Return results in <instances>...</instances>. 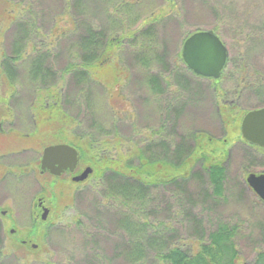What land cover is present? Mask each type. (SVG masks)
<instances>
[{
    "label": "rangeland",
    "instance_id": "1",
    "mask_svg": "<svg viewBox=\"0 0 264 264\" xmlns=\"http://www.w3.org/2000/svg\"><path fill=\"white\" fill-rule=\"evenodd\" d=\"M72 1L55 0L53 6L50 0H30L35 14H38L40 26L43 13L47 15L50 10L55 11L57 17L53 22L52 16L47 15L49 27L55 24V31L73 29L74 14L77 11ZM136 1L139 0H126L128 5L135 4ZM60 2L61 9L57 11ZM64 3L67 5L62 8ZM90 4L94 2L90 1ZM25 7L23 0H0V99L19 95V102L11 100L9 105L12 106L10 111L13 116H19L22 121H27L31 113H35L37 118L46 113L41 117L39 132L31 138L40 140L39 146L37 145L40 152L59 142H78L84 160L94 159L98 183L75 185L65 180L66 176L50 191V179L42 180V184L48 182L49 191L43 189L42 185L40 196L52 214L48 221L49 226L35 229L37 237L32 238L31 243L34 245H29V251L26 252L17 245H12L10 220L2 223L8 238H5V246L1 248L0 264H116L109 261L110 257L114 259L112 248L123 238L127 240V237L116 232L115 237L110 235L113 229L110 228L112 226L109 215L113 217L114 213L126 210L121 209L115 196L107 197L105 186L100 182V172L112 168L121 170L125 162H129L130 157L142 148L150 152L155 149L154 159H159L160 156L167 158L169 164L152 163L150 167L151 173L155 171L163 175L166 169L173 170L171 166L177 165L175 150L183 135L187 139L194 135L195 141L192 136L188 140L190 145L195 146L196 151L184 168L186 172L180 173L184 175L192 170L197 173L200 171L197 162L199 154L201 157L208 153L217 156L225 144L235 145L226 164L223 197L214 201L209 197L207 199L205 194H200L202 190L208 193L210 185H202L197 177L187 186L183 183L170 185L167 194L162 190H155L154 203L150 207L156 211L157 223L164 222L171 229L164 231L166 236L180 238V246L196 249L199 242L189 234L192 233L191 228L194 225L189 223L191 217L188 218L187 213L197 221L202 217V227L207 231L215 230L218 221L237 226L235 244L240 254L239 264L254 262L256 256L264 252V203L248 191L245 180L252 169L263 171L264 167L249 168L247 149L242 142L241 123L247 112L264 106V0H141L126 22L119 15L121 12H115L110 6L107 13L115 22V33L110 38L124 39L144 26L156 28L160 36L158 44L160 47L165 45V52L168 53V67H180L176 74L165 76L169 92L166 93L164 88L161 95L152 92L154 82L150 77L155 72L159 75L163 73L164 77L162 66H156L151 71L132 65L128 60L134 49L126 47L122 50L123 46L112 47L105 53L102 63L89 68L91 83L75 88L71 82L72 75L67 74L53 87L44 89L41 85L30 82L28 78L29 56L26 55L32 53L33 48L30 41L24 50L27 54L20 61L21 75L15 85L17 91L15 87L12 89L7 75L4 74L2 61L13 50L11 44L15 38L12 33L15 32H12L10 23L29 21L25 18ZM104 11L105 7H90L80 20L83 19L95 27L107 28L110 23L106 20ZM19 12L22 13L20 17L17 16ZM173 19L175 20L171 23ZM207 30L216 32L230 51L229 66L222 78L221 89L226 93L240 82L248 88V93L234 107L226 102L235 98L215 94V84L209 85L208 79L194 76L182 62L185 39L195 32ZM54 34L58 35L57 32L36 33L37 48L52 49L54 52ZM127 43L124 40L123 44ZM68 60L62 63H68ZM52 67L55 72L54 63ZM180 73L191 75L186 86L185 83L182 84L184 76H180ZM159 82L160 80L155 84L161 86ZM258 91L261 94L257 95ZM63 96L66 102H63ZM34 103L39 105L40 111L38 105L32 106ZM5 109L6 106H0L1 120L4 117L2 113H9ZM45 116L51 119L44 120ZM21 127L24 129L21 132L25 133H31L34 128L23 124ZM3 128L6 130L8 127L4 125ZM63 138H68V141L65 142ZM13 143L17 147L13 138H5L0 134V153L10 150ZM18 144L24 148L28 145L26 142ZM160 151L163 153L158 155ZM153 153L147 154L150 162L157 161L151 159ZM254 159L255 156L252 160ZM207 165L208 163L205 166ZM176 180L178 183L180 179ZM205 180L208 181L207 178ZM7 185L12 195H19V202L23 205L21 208L25 207L20 214L13 217L17 221L15 228L27 237L29 231L33 233L30 216L26 213L29 198L26 194H20V187L13 188L12 183ZM10 199L0 207L13 209ZM193 201H197L195 208ZM122 263L125 264L121 261L120 264Z\"/></svg>",
    "mask_w": 264,
    "mask_h": 264
},
{
    "label": "trees",
    "instance_id": "2",
    "mask_svg": "<svg viewBox=\"0 0 264 264\" xmlns=\"http://www.w3.org/2000/svg\"><path fill=\"white\" fill-rule=\"evenodd\" d=\"M54 1L50 0L53 6L55 4ZM90 1H93L94 4L92 5L95 6H92ZM140 1H136L135 4L129 3L130 5H128L126 0H119L118 2L117 0H73L74 9L77 11L74 14L73 29L70 31H55V24L49 27L50 22L47 21V15L49 17L52 16L51 22L56 19L57 14H55V11L50 10V13L47 15L44 12L40 26L39 20H37L38 14H35L33 4L30 0H23L27 10L25 18L29 19V21H25V23L20 21L10 23L12 32H15V34L12 33L15 39L11 44V49L13 50L2 61L4 74L7 75L8 81H17L18 76L21 75L20 61L27 54L24 50L29 41L33 45V48L32 53L26 55L29 56L27 59L29 62L28 78L30 82L39 84L44 89L53 87L58 80L65 78L67 74L72 75L71 82L74 83L75 88L91 83L92 78L88 72L89 68L102 63L105 53L114 46H119L120 48L123 46L122 50L126 49V47L134 49L131 51L128 60L132 65L145 69H151L149 66H162L170 76L173 75L172 73L176 74L177 70L179 72L180 67L177 68L174 65L168 67L166 62L168 53L165 52V45L160 47L158 44L160 36L156 28H142L132 36L127 35L124 39L110 38V35L115 33L113 31L115 28L113 24L115 22L109 18L108 10L113 8L115 12L116 10L117 12H121L119 15L123 17V22H126L133 15ZM61 5L62 2L57 7V11L61 9ZM66 5L67 3H64L62 8ZM90 7H105V17L110 23V28L95 27L83 19L80 20V17L88 12ZM19 15L22 16V13L19 12L17 16ZM41 31H46L50 34L53 32L58 33V35L54 34L56 35L55 42H53L54 52L52 49L40 50L37 48L36 33H41ZM124 40L128 41L125 45L123 44ZM107 59L109 60L110 58ZM65 60H68V63L63 64L62 62ZM53 63L56 69L55 72L54 67H52ZM187 70L196 76L188 68ZM224 72H226V69ZM180 76H184L182 84L185 83V86L188 83L187 80L189 82L191 80V75L181 74ZM222 76L224 77L225 74L223 73ZM183 88H185L184 85ZM64 96L62 97L63 102H66ZM186 137L183 135L181 142L175 150V157L178 160L177 165L174 163L175 165L171 166L174 169L170 171L166 169L163 175H159L155 171L151 173L150 167L152 163L169 164L167 158L160 156L159 159H154L156 157L155 153H153L155 149L150 152L142 148L137 150L133 154V157H130L131 160L129 162L126 161L124 166L122 165L121 170L111 167L112 169H106L108 171L100 172V175L103 177L101 183L105 186L107 197L112 198L109 195L115 196L121 209L126 210V212L114 213L113 217L111 214L109 215L112 226L110 228L113 229L110 235L115 237L114 233L116 232L122 237H127V240L123 238L114 245L112 253L114 252L113 258L116 261L108 256L110 257V262H116V264H120L121 261L125 264H239L240 254L235 244V239L238 235L237 226L218 221L215 230L207 231L202 227L204 223L202 217L197 221L192 218L191 214L187 213L186 216L188 218L191 217L189 223L194 225L191 228L192 233L189 234L191 237L197 239L199 246L197 249L191 246L185 248L179 245L180 238L177 236H166L164 231L171 229L164 222L157 223L156 211L150 207L154 203V198L146 187L150 179L156 182L159 178H168L172 181V185L183 183V185L187 186L193 178L197 177L202 185H210L208 193L202 190L200 194H205L207 199L209 197L214 201L223 197L224 183L227 175V170L223 166V162L226 160L225 152L222 153L221 151L217 156L208 153V156L201 157L199 154V158L204 161L201 171L197 173L192 170L188 174H180L182 171L186 172L184 168L187 167L190 159L196 154L195 146L190 145ZM192 140H194V135L192 136ZM80 152H82L81 149ZM149 153H153V158L151 159L157 161L150 162L147 157ZM161 153L163 151H160L158 155ZM202 153L204 154L205 151ZM206 163H208L207 166H205ZM178 175L181 179L176 183ZM206 178L208 181L205 180ZM196 203L197 201L192 202L194 208ZM250 264H264V252H260L254 262Z\"/></svg>",
    "mask_w": 264,
    "mask_h": 264
},
{
    "label": "flooded vegetation",
    "instance_id": "3",
    "mask_svg": "<svg viewBox=\"0 0 264 264\" xmlns=\"http://www.w3.org/2000/svg\"><path fill=\"white\" fill-rule=\"evenodd\" d=\"M175 19L172 20L171 23L174 22ZM143 28H146V26H144ZM208 31V30H207ZM201 32V31H198ZM209 32L214 33L215 35H217L220 39L221 37L214 31L210 30ZM197 33V32H195ZM193 33V34H195ZM193 34L189 35L185 40H187L189 37H191ZM118 37V36H117ZM222 40V39H221ZM185 43V42H184ZM183 43V46H184ZM225 44V43H224ZM226 46V45H225ZM227 47V46H226ZM228 49V48H227ZM183 51V49H182ZM182 56V55H181ZM229 58H230V51L228 49V60H227V64L229 66ZM182 62L184 64V61L182 59ZM181 62V63H182ZM185 65V64H184ZM19 66V65H17ZM226 69V72L228 70V66ZM151 69V71L155 68V66H149ZM225 69L222 72L226 74ZM164 71V77H162L163 73H161V75H159L158 73L155 72L154 75H151L150 79H152V81L154 83L153 87H152V92L157 94V95H161L164 93V88H165V92L168 93V85H167V78H165V76L167 75L168 77V73L167 71ZM221 75V78L218 80H214V79H208L209 85H211L212 83L215 84L214 85V93H219L221 96H228L230 95L231 97L235 98L233 100H231L230 102H226L227 105L234 107V105H238L239 100H241L242 96L246 93H248V91L246 92V90H248V88L246 87V85H243V83H239L237 84L233 89H231L230 91H226V93L221 89L222 84H223V76ZM20 76V75H19ZM19 76L17 78V80L19 79ZM197 76V75H196ZM198 78H201L200 76H197ZM155 79V80H154ZM203 80H207L206 78H202ZM156 80H160V85L155 84V82H157ZM11 83V88L13 89L14 87L16 88L17 91V87L15 85L18 84V82L14 81H10ZM13 84V85H12ZM208 85V86H209ZM216 85H220L216 86ZM253 86V85H251ZM260 87V86H259ZM262 88V86H261ZM216 91V92H215ZM261 92V91H260ZM259 91L257 93V95L261 94ZM37 98V97H36ZM20 100V96L19 95H11L10 97H6L3 100L0 99V106H6V109L8 112L2 113L3 114V118L1 120L0 117V134L5 137V138H13L14 141L17 143V147L15 145V143H13V147L8 150L5 151L3 153H0V205L2 203H6L9 201L11 202V206H13L15 212L13 209H5L4 207L1 208L0 207V248H4L5 246V238H8L7 236H5V228H3L2 223H6V220H10V222L12 223V228L10 230V235H11V242L12 245L16 247V245L20 248H22L24 251H29V245H34L31 244L32 243V238H36V231L35 229L41 228V226H49V219H51V211L47 208L46 204L43 201V198L40 196L41 195V187L43 185V189H47V184L48 182H44L42 184V180L45 179H50L49 183L52 184L50 188V191H53L55 187H57L58 183L64 179V177L67 176V178H65V180L67 179L69 182L75 184V185H82L85 183H89V182H93L94 184H97V178H96V174H97V168L96 165L94 164V159L93 160H84V156L82 155V153L80 152V146L78 142H74V143H67L66 141H68V138H63L64 141L66 143H57L54 144L52 146L55 145H68L71 146L72 148H74L77 152H78V163L77 166L75 168V170L73 172H71L70 170H66L65 172H63L60 176H55L54 174L51 173L50 170H42V156H43V152L44 150L49 147L47 146L46 148H44L43 152L41 153L39 148L37 147V145L39 146V142L40 140H33L31 139L32 137L36 136V133L39 132L38 127L40 128V120L42 115H45L46 113H42V115L40 114L39 118H37V115H35V113H29L30 117H27V121H25V119L22 121L19 116L15 115V117L13 116V112H11V108L12 106H10V101L11 100H16L17 101ZM37 101V99H36ZM238 101V102H237ZM237 102V103H236ZM38 104H32L33 107H35ZM261 108H264L261 107ZM259 108V109H261ZM38 110H39V105H38ZM258 110V109H257ZM40 111V110H39ZM248 113V112H247ZM246 113V114H247ZM1 114V113H0ZM246 116V115H245ZM44 120L47 119H51L48 117H43ZM21 124H23V126L28 125V128H30L31 126H33V131L31 133H25V132H21L22 127ZM6 125L8 128L6 130H4L3 126ZM41 131V129H40ZM10 133H15V134H10ZM10 134V135H9ZM208 138H210L209 134ZM40 136V134H39ZM38 136V137H39ZM243 139V138H242ZM10 140V139H9ZM209 141L212 143L213 140L209 139ZM22 143L24 144L25 142L28 144L27 148L23 147L22 145L18 144V143ZM243 145L246 147L247 149V162H249V168L253 167V168H257V167H264V148L259 147L255 144H252L246 140H242ZM153 144H150V146H152ZM226 146L222 149V153L225 152V156H226V160L223 162V166L226 168V164H228V160L231 157V151L233 150L234 146L233 144H225ZM104 152V151H103ZM258 154L260 157H257ZM255 156V159H253V157ZM258 160V162H257ZM262 160V161H260ZM198 165L200 166V171L202 169V167L204 166V161L203 159H198ZM253 164V165H252ZM91 169L92 173L89 174L88 178L83 181V182H79L76 183L73 181L74 178L81 176L87 169ZM253 171L248 173L247 177H246V185H247V189L248 191L252 192L256 197H258L255 192L250 188V186L247 183V178L249 175L254 174L256 176H262L264 175V170L263 171H256L255 169H252ZM209 171V170H208ZM103 177H101L102 179ZM99 179V178H98ZM100 179V182H102ZM176 179H181V177L177 176ZM175 180V179H174ZM173 180V181H174ZM149 184H147V188L151 194V196L154 198L153 196V192L155 190H162L164 191L165 194H167L168 188L170 185H172V181H170L168 178H163V179H159L156 180V182H153L152 179L149 180ZM9 183H12L13 188L14 187H20L21 188V192L20 194H26L28 196V203H27V208H26V213L30 216V222L32 223V231L33 233L31 234V232L29 231L28 236H23L21 235V233H19V229H16V224L17 221L14 220V215L17 216L18 214H20V212L25 209L21 208V206H23L20 202H19V195H12L9 190H8V185ZM46 183V184H45ZM179 184V183H178ZM49 191V190H48ZM259 201H261L262 203H264V201L260 200V198L258 197ZM29 206V207H28ZM47 209L49 211L48 217L46 221L42 220V215L44 213V210ZM51 215V216H50ZM40 216V218H38ZM14 227V228H13ZM35 234V235H34ZM17 242V243H16Z\"/></svg>",
    "mask_w": 264,
    "mask_h": 264
},
{
    "label": "water",
    "instance_id": "4",
    "mask_svg": "<svg viewBox=\"0 0 264 264\" xmlns=\"http://www.w3.org/2000/svg\"><path fill=\"white\" fill-rule=\"evenodd\" d=\"M182 59L195 75L218 80L227 64L228 49L217 35L201 31L185 41ZM241 135L244 140L264 148V108L246 114L241 123ZM77 163L78 152L68 145L49 146L43 152L42 170H50L55 176H60L66 170L73 172ZM91 173L92 170L89 168L73 181L83 182ZM247 183L260 200L264 201V175L251 174L247 178ZM48 214L49 211L45 209L41 217L43 221L47 220Z\"/></svg>",
    "mask_w": 264,
    "mask_h": 264
}]
</instances>
